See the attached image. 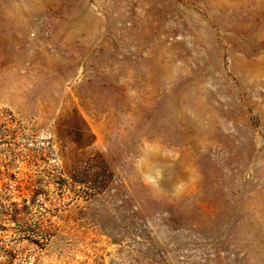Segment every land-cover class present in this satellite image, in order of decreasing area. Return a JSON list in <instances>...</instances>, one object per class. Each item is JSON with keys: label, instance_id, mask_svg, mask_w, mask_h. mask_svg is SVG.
<instances>
[{"label": "rangeland", "instance_id": "obj_1", "mask_svg": "<svg viewBox=\"0 0 264 264\" xmlns=\"http://www.w3.org/2000/svg\"><path fill=\"white\" fill-rule=\"evenodd\" d=\"M0 117V264H264V0H0Z\"/></svg>", "mask_w": 264, "mask_h": 264}, {"label": "trees", "instance_id": "obj_2", "mask_svg": "<svg viewBox=\"0 0 264 264\" xmlns=\"http://www.w3.org/2000/svg\"><path fill=\"white\" fill-rule=\"evenodd\" d=\"M80 122L86 125L85 121L76 115ZM8 117V116H2ZM11 120H3L0 117V145L5 144L6 137L11 133ZM91 136V135H90ZM77 182L79 185L87 184L86 181H73ZM51 183V181H50ZM52 183L56 184V186H68V180L64 178H58V181L52 179ZM32 196H36V200L28 201L23 200L22 203H12L10 204V208L3 213L4 216L8 217L5 219L7 222L13 224L11 227L12 232L14 233L15 237H19L20 239L28 238L32 243L37 244L38 246H44L45 242L49 240L50 237V227H45L41 224V222L46 221L43 219L38 218L36 213H34V208H38L40 204L38 203L39 192L37 189H33ZM3 228V227H2ZM4 230V229H2Z\"/></svg>", "mask_w": 264, "mask_h": 264}]
</instances>
